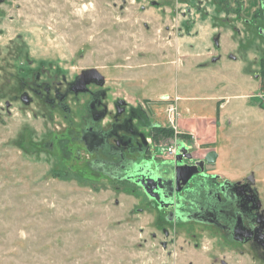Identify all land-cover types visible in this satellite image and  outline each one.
Listing matches in <instances>:
<instances>
[{"label": "rangeland", "instance_id": "rangeland-1", "mask_svg": "<svg viewBox=\"0 0 264 264\" xmlns=\"http://www.w3.org/2000/svg\"><path fill=\"white\" fill-rule=\"evenodd\" d=\"M95 94L144 118L150 157L252 179L256 238L169 219L85 148ZM0 264H264V0H0Z\"/></svg>", "mask_w": 264, "mask_h": 264}, {"label": "flooded vegetation", "instance_id": "flooded-vegetation-1", "mask_svg": "<svg viewBox=\"0 0 264 264\" xmlns=\"http://www.w3.org/2000/svg\"><path fill=\"white\" fill-rule=\"evenodd\" d=\"M47 91L49 92V89ZM56 94L59 104H62L65 95L58 91ZM97 95H93L90 101L89 118L93 123L105 120V125L103 127L90 125L87 131L89 133L81 135L85 148L92 152L104 153V158L99 157L95 161L100 159L101 162L116 167L117 173H129L145 194L147 193L143 182L149 179L155 180V183L150 185L154 196L150 197L148 194L147 196L155 206L174 207V210H169L167 215L169 219H172L174 215L180 218L183 213H186L183 219L188 216L189 219L226 229L235 242L248 243L256 238L257 224L262 219L258 212L260 207L258 192L253 187L252 179L235 184L222 181L216 175L207 180L202 179L205 178L203 176L199 178L201 169L196 164H188L185 160L189 157L182 156L180 150L176 153L181 156L176 159L177 164H174L172 160L166 163L150 157L151 146L148 144L150 140L147 138V130L144 131V125H142L143 117H140L141 115L139 116L135 109L123 106L124 104H117L116 113L113 114L109 112V108L99 102ZM50 102L56 105L55 99L51 98ZM64 110H68L67 105L64 106ZM103 112L104 115L99 118ZM158 127L155 124L149 127L152 130L150 131L151 142ZM110 139H113L114 143ZM128 152L135 156L145 153L150 158H145L146 161L136 165L137 158L127 156ZM209 158L215 160L212 154ZM195 190L200 192V196H204L203 202L200 199L192 204L188 196L184 197L186 193L195 194Z\"/></svg>", "mask_w": 264, "mask_h": 264}, {"label": "water", "instance_id": "water-1", "mask_svg": "<svg viewBox=\"0 0 264 264\" xmlns=\"http://www.w3.org/2000/svg\"><path fill=\"white\" fill-rule=\"evenodd\" d=\"M22 100H23L26 104H29V103L31 102V98H30L29 96H27V95H24V96L22 97ZM103 115H104V112L102 113V115H101L99 118H101ZM99 118H97V120H98ZM177 155H178L177 158H180V157H181L179 153H178ZM165 162H166V163H170L169 161H165ZM151 183H155V180H151V179H149L147 182H143V186H144V189H145L146 193H147L150 197H153V196H154L153 191L150 189V185H151Z\"/></svg>", "mask_w": 264, "mask_h": 264}, {"label": "built area", "instance_id": "built-area-1", "mask_svg": "<svg viewBox=\"0 0 264 264\" xmlns=\"http://www.w3.org/2000/svg\"><path fill=\"white\" fill-rule=\"evenodd\" d=\"M177 153V149L174 148V146H170L169 147V151H168V154L171 155L173 157V155H176Z\"/></svg>", "mask_w": 264, "mask_h": 264}]
</instances>
